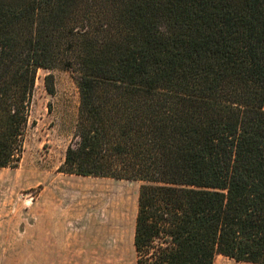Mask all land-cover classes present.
<instances>
[{
	"label": "trees",
	"instance_id": "trees-1",
	"mask_svg": "<svg viewBox=\"0 0 264 264\" xmlns=\"http://www.w3.org/2000/svg\"><path fill=\"white\" fill-rule=\"evenodd\" d=\"M55 68L79 98L58 171L140 183L133 264H264V0H0V168Z\"/></svg>",
	"mask_w": 264,
	"mask_h": 264
},
{
	"label": "rangeland",
	"instance_id": "rangeland-1",
	"mask_svg": "<svg viewBox=\"0 0 264 264\" xmlns=\"http://www.w3.org/2000/svg\"><path fill=\"white\" fill-rule=\"evenodd\" d=\"M77 90L62 68L36 72L20 161L0 168V264H133L140 183L58 171L75 131ZM213 264L249 263L216 256Z\"/></svg>",
	"mask_w": 264,
	"mask_h": 264
}]
</instances>
